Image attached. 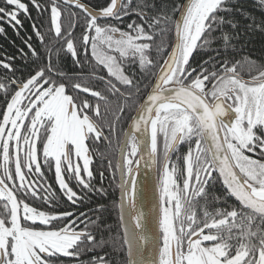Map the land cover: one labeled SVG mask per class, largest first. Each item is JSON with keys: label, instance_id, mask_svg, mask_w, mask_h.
I'll return each mask as SVG.
<instances>
[{"label": "snow or ice", "instance_id": "obj_1", "mask_svg": "<svg viewBox=\"0 0 264 264\" xmlns=\"http://www.w3.org/2000/svg\"><path fill=\"white\" fill-rule=\"evenodd\" d=\"M22 15L31 34L0 55V264H264V64L234 43L236 15L264 19L234 0H0V35ZM97 161L115 224L85 210L108 195Z\"/></svg>", "mask_w": 264, "mask_h": 264}, {"label": "trees", "instance_id": "obj_2", "mask_svg": "<svg viewBox=\"0 0 264 264\" xmlns=\"http://www.w3.org/2000/svg\"><path fill=\"white\" fill-rule=\"evenodd\" d=\"M27 2V0H26ZM173 0H157V3H166L171 4ZM178 2H182V0H178ZM93 3H102V0H93ZM234 5L237 8L245 10V14H247L248 11H251L252 17L256 21H260L264 19V12H261L257 5L254 3V0H234ZM30 10L32 12V19L36 20L37 24L39 25L41 21L45 26H48L49 20H48V14H44L41 17H37V13L35 9L31 8ZM72 11H76L74 8ZM22 20L24 21V31L20 32V35L17 36V34L13 31L11 27L7 25V23H4L3 26L6 30V37L3 35H0V55H3L4 52L8 53H15L16 48L15 46H22L21 45V37L25 36V34H31V26H30V20L26 16H21ZM240 22V28L238 30L239 32V38L238 40L234 41L237 51L235 53V56L237 59H240L241 62L252 59L256 61L258 64H264V31L259 30H253L249 29L247 27L248 21L243 19L242 16L236 15L235 17ZM63 20V16H62ZM127 22V19L125 23ZM46 30V29H45ZM33 40L35 42V37H33ZM15 43V46L13 44ZM196 59H200L199 56L196 57ZM73 65L70 63V59L68 62H66V69H73ZM241 75L244 77L247 75V67L245 66L241 70ZM115 106V105H114ZM108 174V171H107ZM98 182L99 179L97 178ZM107 182H105V188L108 191V195L100 196V195H92L90 201L88 204H90L89 208H95L98 204H104L108 206L107 211H105L103 218L106 222L110 224L116 223V212L112 207V202L115 201L119 195L118 189L115 185H112L109 183V178L107 177ZM85 206V210H87ZM115 260L117 261V264H121L123 257L116 255Z\"/></svg>", "mask_w": 264, "mask_h": 264}, {"label": "flooded vegetation", "instance_id": "obj_3", "mask_svg": "<svg viewBox=\"0 0 264 264\" xmlns=\"http://www.w3.org/2000/svg\"><path fill=\"white\" fill-rule=\"evenodd\" d=\"M24 2H26V0H24ZM66 71H71L70 69H66ZM244 78H248V76L244 77ZM181 151H185V148L182 146L181 148ZM94 170L95 172L97 173V178L100 180L99 178V172L100 171H104V174H105V178L103 180V184L105 185V182H107V177L109 178V174H107V170H106V165L105 164H101L99 161L96 162V164L94 165ZM49 177L51 178V174L49 173ZM98 181V180H97ZM118 189V188H117ZM229 203H235V201H229ZM63 207L65 208H70L71 206L67 203H64L63 204ZM90 207V204H87L86 205V208H89ZM65 264H73L72 261H69V260H65Z\"/></svg>", "mask_w": 264, "mask_h": 264}, {"label": "water", "instance_id": "obj_4", "mask_svg": "<svg viewBox=\"0 0 264 264\" xmlns=\"http://www.w3.org/2000/svg\"><path fill=\"white\" fill-rule=\"evenodd\" d=\"M149 176L146 178V177H144L143 176V174H142V176H141V179L142 180H147V187H148V192L146 193V197H147V200H146V208L148 207V206H150V202L152 201V199H153V195H154V192H153V187H154V181L152 180V176H151V172H150V170H149ZM145 257L146 258H150L149 257V253H148V251L146 250V252H145Z\"/></svg>", "mask_w": 264, "mask_h": 264}]
</instances>
